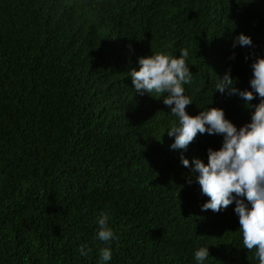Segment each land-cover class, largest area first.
I'll return each instance as SVG.
<instances>
[{"label":"trees","instance_id":"trees-1","mask_svg":"<svg viewBox=\"0 0 264 264\" xmlns=\"http://www.w3.org/2000/svg\"><path fill=\"white\" fill-rule=\"evenodd\" d=\"M240 33L251 48H232ZM180 48L197 107L229 67L248 87L264 0H0V264H97L105 246L108 264H195L200 246L205 264H259L234 203L201 211L208 197L169 149L170 106L133 90L138 57ZM212 101L238 128L248 121L239 98ZM221 139L197 134L183 155L206 162ZM102 212L117 236L108 245L95 238Z\"/></svg>","mask_w":264,"mask_h":264},{"label":"clouds","instance_id":"clouds-1","mask_svg":"<svg viewBox=\"0 0 264 264\" xmlns=\"http://www.w3.org/2000/svg\"><path fill=\"white\" fill-rule=\"evenodd\" d=\"M231 46L251 48L252 39L240 33L233 37ZM178 51L179 56L152 53L138 57V69L128 73L133 90L141 96L152 97L155 93L164 105L170 106L168 115L175 119L165 129L172 138L169 149L181 150V165L190 168L200 193L208 197L200 206L201 211L219 212L234 203L233 212L238 219L243 248L254 249L253 258L264 264V57L257 56L250 63L251 76L244 89L235 86L237 81L231 76L230 67L222 76L215 75L212 96L214 93L229 98L235 96L249 111L248 121L238 128L226 118L223 108L210 107L212 96L211 103L202 102L197 107L185 94L184 85L191 84L193 74L186 63L188 50L180 48ZM229 58L234 60L235 53ZM254 99L258 103L252 104ZM193 104L199 111L189 115L186 106ZM197 134L218 135L222 139L219 148L206 149V162L192 158L190 164L183 151ZM187 183L191 184L193 180L189 179ZM95 223L97 240L108 245L117 239L106 213L96 216ZM91 251L87 243L78 247L81 257H87ZM112 251L111 246L100 248L97 264H108L112 260ZM209 258L208 246H200L193 252L195 264H205Z\"/></svg>","mask_w":264,"mask_h":264}]
</instances>
